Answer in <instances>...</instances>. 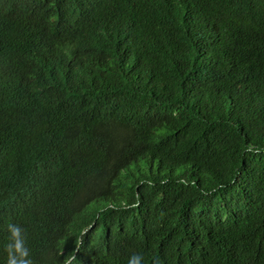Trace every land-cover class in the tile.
<instances>
[{"label": "trees", "instance_id": "16d2710c", "mask_svg": "<svg viewBox=\"0 0 264 264\" xmlns=\"http://www.w3.org/2000/svg\"><path fill=\"white\" fill-rule=\"evenodd\" d=\"M264 0H0V264H264Z\"/></svg>", "mask_w": 264, "mask_h": 264}, {"label": "clouds", "instance_id": "9594fccd", "mask_svg": "<svg viewBox=\"0 0 264 264\" xmlns=\"http://www.w3.org/2000/svg\"><path fill=\"white\" fill-rule=\"evenodd\" d=\"M246 151L250 154L259 155L264 149L248 145ZM3 250L6 253V264H35L32 259L31 250L28 247L26 230L19 224L9 223L7 225V236ZM75 256H69L65 259L64 264H73ZM128 264H144L142 254H133Z\"/></svg>", "mask_w": 264, "mask_h": 264}]
</instances>
